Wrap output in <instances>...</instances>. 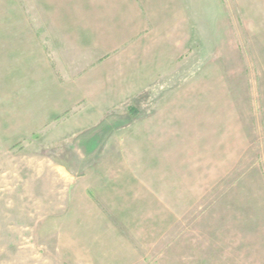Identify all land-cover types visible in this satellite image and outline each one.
<instances>
[{"label":"rangeland","instance_id":"374dc122","mask_svg":"<svg viewBox=\"0 0 264 264\" xmlns=\"http://www.w3.org/2000/svg\"><path fill=\"white\" fill-rule=\"evenodd\" d=\"M141 1L188 28L189 49L99 116L81 102L14 140L47 94L27 53L15 70L6 56L0 264H264V0Z\"/></svg>","mask_w":264,"mask_h":264},{"label":"crops","instance_id":"0c3cea01","mask_svg":"<svg viewBox=\"0 0 264 264\" xmlns=\"http://www.w3.org/2000/svg\"><path fill=\"white\" fill-rule=\"evenodd\" d=\"M0 14H18L14 21L0 23V77L12 74L3 73L9 68L6 56H13L15 70L21 67L15 56L27 53L28 68L22 71L43 81L47 94L42 115L19 117L11 128L12 134L21 133L14 140L40 132L81 102L95 117L116 108L119 97L147 92L190 45V31L173 14L162 13L166 20L160 23V16L141 0H0ZM4 87L2 94L16 91ZM160 118L145 119L143 125H160ZM159 130L143 133L154 139Z\"/></svg>","mask_w":264,"mask_h":264}]
</instances>
